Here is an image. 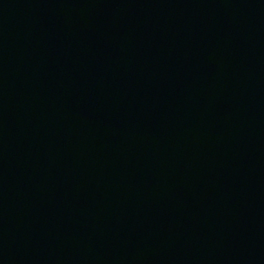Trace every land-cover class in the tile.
I'll use <instances>...</instances> for the list:
<instances>
[{
    "label": "water",
    "instance_id": "water-1",
    "mask_svg": "<svg viewBox=\"0 0 264 264\" xmlns=\"http://www.w3.org/2000/svg\"><path fill=\"white\" fill-rule=\"evenodd\" d=\"M0 264H264V0H0Z\"/></svg>",
    "mask_w": 264,
    "mask_h": 264
}]
</instances>
